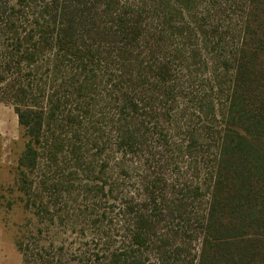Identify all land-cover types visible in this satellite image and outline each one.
<instances>
[{"label": "rangeland", "instance_id": "obj_1", "mask_svg": "<svg viewBox=\"0 0 264 264\" xmlns=\"http://www.w3.org/2000/svg\"><path fill=\"white\" fill-rule=\"evenodd\" d=\"M185 1L183 13L156 1L158 20L148 22L163 27L167 51L175 47V83L171 94L144 97V120L129 115L140 131L135 152L117 144L125 116L102 73L93 96L85 93L88 108L76 91L61 95L63 117L46 134L55 143L34 167L19 166L28 137L0 101V264H107L113 255L129 264L197 263L220 131L212 110L228 97L241 21L226 0ZM139 215L149 222L141 249L131 241Z\"/></svg>", "mask_w": 264, "mask_h": 264}, {"label": "trees", "instance_id": "obj_2", "mask_svg": "<svg viewBox=\"0 0 264 264\" xmlns=\"http://www.w3.org/2000/svg\"><path fill=\"white\" fill-rule=\"evenodd\" d=\"M156 1L0 0V101L12 106L28 137L21 168L34 167L43 146L55 143L46 134L63 117L61 95L76 91L78 106L88 108L85 100L93 98L85 93L93 96L98 73L125 116L117 144L126 152L139 148L129 115L144 120V97L171 94L175 83V47L166 50L162 26H148L159 17ZM168 1L183 13V0ZM226 2L240 11L241 38L229 62L228 97L212 110L220 131L196 264H264V0ZM133 87L141 90L132 94ZM148 225L135 218L137 249L146 246ZM107 264L129 263L113 255Z\"/></svg>", "mask_w": 264, "mask_h": 264}]
</instances>
